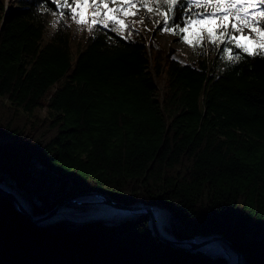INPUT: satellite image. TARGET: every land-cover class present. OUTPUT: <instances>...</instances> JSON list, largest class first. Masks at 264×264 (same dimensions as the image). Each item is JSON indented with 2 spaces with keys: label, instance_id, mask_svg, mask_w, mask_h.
Listing matches in <instances>:
<instances>
[{
  "label": "trees",
  "instance_id": "1",
  "mask_svg": "<svg viewBox=\"0 0 264 264\" xmlns=\"http://www.w3.org/2000/svg\"><path fill=\"white\" fill-rule=\"evenodd\" d=\"M53 11L0 0V182L32 215L86 191L148 204L167 212L164 234H221L264 264V58L230 64L217 35L211 55L178 61L152 38L163 7L148 40L131 22L129 37ZM92 208L35 224L0 192V264H228L162 241L147 215Z\"/></svg>",
  "mask_w": 264,
  "mask_h": 264
},
{
  "label": "snow or ice",
  "instance_id": "2",
  "mask_svg": "<svg viewBox=\"0 0 264 264\" xmlns=\"http://www.w3.org/2000/svg\"><path fill=\"white\" fill-rule=\"evenodd\" d=\"M105 0H50V4L54 5L59 11H53L52 15L58 16L59 19H64L67 16L74 21L78 27H87L89 31L95 30L97 25L103 29H109L116 32L117 35H122V32L117 27L118 21L110 19L105 21V16L110 9H103L92 16V8L99 7L104 4ZM87 4L89 10L81 13L80 8ZM73 5H76L75 7ZM145 7L146 10L152 11L161 7L166 11L161 13L164 16L163 26L157 25L162 32H167L172 35H180L185 33L188 25L194 21H211L216 20L215 30L207 32L209 42L216 44L217 35L220 36V43L224 44L222 59H226L230 64L237 63L241 60H248V57L264 58V42H258V46L249 49L246 46L237 43L236 37L242 35V29L247 28L259 35L264 36V0H130L114 12H122L124 7ZM81 15L85 18L81 19ZM142 22V21H141ZM55 26V24H54ZM124 28L129 30V37L132 35L133 29L129 25H124ZM246 39L255 41V36L246 37ZM181 42L187 43L190 47L200 46V40L193 42L188 40L185 35H181ZM234 49H239L240 52L233 54Z\"/></svg>",
  "mask_w": 264,
  "mask_h": 264
},
{
  "label": "water",
  "instance_id": "3",
  "mask_svg": "<svg viewBox=\"0 0 264 264\" xmlns=\"http://www.w3.org/2000/svg\"><path fill=\"white\" fill-rule=\"evenodd\" d=\"M0 192L6 195L13 205L26 215L30 220H32L35 224H40L47 222L55 217L60 216L62 213V209L67 206L68 204H77V205H91L95 204L97 206H104L109 209H113L119 211L122 216H130L134 214H142L147 215L149 217L148 225L152 229V231L164 242L182 250L198 253L204 255L208 258H221L225 260L228 264H231L229 258L231 255L236 257L235 264H244V257L240 251H238L235 246L229 241L227 238L222 236L221 234H210V235H197L189 239H177L175 237L166 235L156 229L155 223L153 222V209L156 207L148 205V204H124L121 202L116 201L102 193L96 191H86L82 193H78L76 195L70 196L60 203H58L54 208L50 211L41 214V215H32L29 208L24 206L17 195L15 194L14 190L6 183L0 182ZM92 197L94 198V202L91 203L88 200H83V197ZM163 211V210H160ZM166 213L167 212L163 211ZM211 240H216L220 244L221 250L217 254L209 253L208 250L204 249V246L207 242Z\"/></svg>",
  "mask_w": 264,
  "mask_h": 264
},
{
  "label": "rangeland",
  "instance_id": "4",
  "mask_svg": "<svg viewBox=\"0 0 264 264\" xmlns=\"http://www.w3.org/2000/svg\"><path fill=\"white\" fill-rule=\"evenodd\" d=\"M12 1V0H8ZM130 2V0H105L104 4L99 5V9H110L107 13V17L109 19H116L120 22V26L123 28L127 22H131L134 29L142 32L147 36V40L151 38V32L154 25V21L156 19L153 12L146 10L144 7H124L122 12H114L115 9L121 7L125 3ZM245 2H247L245 0ZM142 21V22H141ZM138 26H141L138 28ZM216 27L215 20L211 21H194L191 25L186 28L185 36L188 40H192L195 42L196 40H200V46L195 47L193 50L187 43L181 42V39L165 33V32H158L153 34L152 38L162 46H170L176 48L177 51L173 54V57L180 62H184L186 57H192L194 51L204 50L205 54L211 55V52L214 50V45L209 42L207 32H211L212 28ZM207 30V32L205 31ZM242 35L236 37V41L249 49H253L258 46V42H264V36L259 35L247 28L241 30ZM255 36V41L246 39V37ZM157 83L159 86L163 85V80H158ZM34 113L39 117L45 116L46 108H37L34 110ZM93 206V205H92ZM63 210V209H62ZM68 212V211H66ZM69 215V213H67ZM77 216V215H71Z\"/></svg>",
  "mask_w": 264,
  "mask_h": 264
},
{
  "label": "bare ground",
  "instance_id": "5",
  "mask_svg": "<svg viewBox=\"0 0 264 264\" xmlns=\"http://www.w3.org/2000/svg\"><path fill=\"white\" fill-rule=\"evenodd\" d=\"M83 200H88L89 202L93 203L94 198L86 196L82 198ZM20 200V199H19ZM20 202L26 206L21 200ZM94 206V208L88 210L84 215L85 216H104V217H113V216H122V214L119 211L109 209L104 206H97L95 204H91ZM153 222L155 223L156 229H158L160 232L163 233V224L166 220V213L163 211H160L158 209H153ZM204 249L208 250L209 253L217 254L221 248L219 242L216 240H211L207 242L204 246H202ZM229 261L231 264L236 263V257L234 255H231L229 258Z\"/></svg>",
  "mask_w": 264,
  "mask_h": 264
}]
</instances>
